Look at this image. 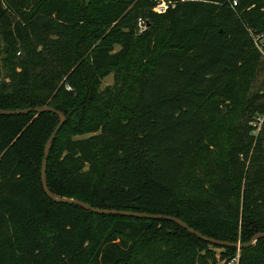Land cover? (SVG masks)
<instances>
[{
	"label": "trees",
	"instance_id": "16d2710c",
	"mask_svg": "<svg viewBox=\"0 0 264 264\" xmlns=\"http://www.w3.org/2000/svg\"><path fill=\"white\" fill-rule=\"evenodd\" d=\"M153 6L90 0L82 40L78 0H0V37L9 53L0 109L49 106L66 117L47 158L53 194L175 217L206 237L247 243L264 232V120L260 129L251 125L264 116V85L256 93L244 89L263 67L264 46L259 51L252 36L264 34V0H237L236 7L232 0H186L164 14ZM139 18L148 24L141 34ZM111 26L117 51L105 35ZM90 49L93 83L112 70L116 77L86 100L81 56ZM219 91L220 102L239 114L221 163L208 146ZM89 122L97 134L64 133L87 132ZM58 123L52 113L0 115V264H225L224 254L237 252L239 264H264V239L240 251L219 248L168 221L52 202L40 166ZM208 245L226 253H202Z\"/></svg>",
	"mask_w": 264,
	"mask_h": 264
},
{
	"label": "rangeland",
	"instance_id": "374dc122",
	"mask_svg": "<svg viewBox=\"0 0 264 264\" xmlns=\"http://www.w3.org/2000/svg\"><path fill=\"white\" fill-rule=\"evenodd\" d=\"M80 8L83 12H81V21L79 22V26L81 27L80 30L77 29V35L78 38L82 39L87 36V31L86 29H89L91 24L89 18L90 15L89 13V8L90 6V0H78ZM87 8V9H86ZM86 15V16H85ZM147 30V29H146ZM143 33V32H142ZM105 35L109 36V39L115 40L117 43L114 46L115 51L119 50V44H118V35L117 33L113 30V27L111 26L110 28H107L105 31ZM103 35V37L105 36ZM140 41H143L144 37H138ZM142 47V48H141ZM143 46H140V51H143ZM91 52V49L88 50L86 53H83L81 56V71H82V84L84 85V90H86V95L85 97H82L86 100H89L90 98V91H94L96 95H99L100 93L103 92V90L107 87H112L114 85V80H115V70H112L111 74L107 77L101 78L99 77V85H95L93 83V78L98 75V73L93 72L89 66L87 65V59L86 55H88ZM9 53L7 52V49L5 47L4 42L1 40L0 37V79H2L6 73L7 67H8V60L7 58L9 57ZM238 79V77H236ZM264 85V61H263V67L261 68V72L257 74L255 79L248 85V83L245 84V91L246 93H256L258 92ZM248 87V88H247ZM225 99V96H223V93L221 91L217 92L215 94V100L218 102L220 110L217 112H214L212 114V120L210 122V132L208 136V146L212 150V153L214 154L217 162L221 163L224 162L226 159V153H227V148L228 144L230 141V138L232 136V133L234 131V128L238 122L239 119V114H234L230 110V106L228 105V101H225V104L221 103L220 99ZM260 117L258 115H255L253 117L254 122L251 124L253 127L257 125L258 119ZM261 119V118H260ZM89 120V118L87 119ZM85 123H88V121H85ZM87 132H83L82 134H75L73 135V132L70 128H66L64 133H70L74 139H83L87 138L89 136L95 135L98 133V130H96V124L94 122H89V125L86 127ZM254 132V131H253ZM204 153H197L195 157V163H197L198 166H201L202 163V157ZM60 159L64 157V153L60 152L59 153ZM87 170V166L83 167L82 172H85ZM105 224L104 223H99V226L103 227ZM208 252L212 254L215 259H219L221 254L226 253L224 250H221L219 248H215L212 246H206L205 249L203 250L202 253ZM230 253H226L223 256V263L227 259H229ZM140 257H138L139 259ZM137 260V259H135Z\"/></svg>",
	"mask_w": 264,
	"mask_h": 264
},
{
	"label": "water",
	"instance_id": "95a60500",
	"mask_svg": "<svg viewBox=\"0 0 264 264\" xmlns=\"http://www.w3.org/2000/svg\"><path fill=\"white\" fill-rule=\"evenodd\" d=\"M29 113H52L56 115L59 118V123L55 127V129L52 131V133L49 135L44 149H43V156L41 159V166H40V181H41V187L44 192V194L47 196L48 199H50L52 202L56 204H68L77 206L85 211L91 212L95 215H103V216H120V217H127V218H135V219H147V220H163L168 221L171 223L176 224L178 227L182 228L189 234L195 236L199 240L211 244L213 246L219 247V248H227V249H235L237 251H240L245 248H249L252 245H254L255 242H257L260 239H264V232L256 233L254 234L250 240L247 243H229L225 241H219L215 240L209 237H206L199 232L191 229L187 224H185L180 219H177L175 217L167 216V215H159V214H148V213H141V212H134V211H118V210H109V209H100L96 207H92L87 203H84L82 201H79L77 199L72 198H65L60 197L58 195L53 194L48 186H47V178H46V166H47V158L52 146V143L62 127V125L66 121V117L58 110L51 108L49 106H41V107H35V108H26V109H20V110H2L0 109V115L1 116H15V115H26Z\"/></svg>",
	"mask_w": 264,
	"mask_h": 264
},
{
	"label": "built area",
	"instance_id": "2783aa9c",
	"mask_svg": "<svg viewBox=\"0 0 264 264\" xmlns=\"http://www.w3.org/2000/svg\"><path fill=\"white\" fill-rule=\"evenodd\" d=\"M184 1L186 0H153L154 6L152 10L156 14H164L170 10H173L179 2H184ZM236 6H237V0H232V7H236ZM147 27L148 24L143 19L139 18L137 20L136 23L137 34H141L142 32H144L147 29ZM252 39L255 47L259 51H262V48L264 46V34L262 33L252 36ZM260 118L258 119L259 123L255 125L257 129H260V126L264 120V116H260ZM225 264H239V253L237 252L234 257L227 259L225 261Z\"/></svg>",
	"mask_w": 264,
	"mask_h": 264
}]
</instances>
